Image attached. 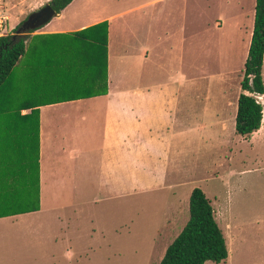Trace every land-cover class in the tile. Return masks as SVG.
Returning <instances> with one entry per match:
<instances>
[{"label":"crops","instance_id":"obj_1","mask_svg":"<svg viewBox=\"0 0 264 264\" xmlns=\"http://www.w3.org/2000/svg\"><path fill=\"white\" fill-rule=\"evenodd\" d=\"M28 1L0 0L6 17L0 35L11 33L38 5ZM189 3L254 7L255 0H71L53 16L58 21L47 23L51 17L26 35L23 54L0 84L4 200L21 197L30 173L36 185L33 209L43 190L57 197L84 194L94 185L114 193L125 160L136 167L143 158L147 163L155 158L164 182L172 144L182 154L195 137L232 129L237 96L235 104L224 96L180 104L165 94L167 83L147 82L149 51L160 46L167 55H181L191 46L194 52L199 32ZM172 8H180L178 25L154 30ZM132 24L141 27L136 31ZM221 25L213 18V28ZM10 213L0 216L15 215Z\"/></svg>","mask_w":264,"mask_h":264},{"label":"rangeland","instance_id":"obj_2","mask_svg":"<svg viewBox=\"0 0 264 264\" xmlns=\"http://www.w3.org/2000/svg\"><path fill=\"white\" fill-rule=\"evenodd\" d=\"M36 2L28 13L48 0ZM252 9V3H193L199 32L194 52L191 46L181 55H167L160 46L149 51L147 82L167 83L165 94L180 104L207 96H224L235 104ZM177 11L169 10L154 30L173 31L180 22ZM216 17L222 20L220 28L211 26ZM132 25L136 31L141 27ZM147 43L154 44L148 38ZM261 78L264 85V52ZM258 99L262 118L249 135L236 134L232 123L223 135L195 137L182 154L172 144L164 182L155 158L149 163L143 158L136 167L125 160L114 193L94 185L86 186L87 196L48 197L43 190L38 209L32 208L37 202L32 173L18 199L4 200L0 183V212L15 214L0 216V264H157L188 217L193 187L209 199L227 249L224 260L203 264H264V91Z\"/></svg>","mask_w":264,"mask_h":264},{"label":"trees","instance_id":"obj_3","mask_svg":"<svg viewBox=\"0 0 264 264\" xmlns=\"http://www.w3.org/2000/svg\"><path fill=\"white\" fill-rule=\"evenodd\" d=\"M70 1L49 0L48 3L58 13ZM21 21L16 24L11 33L0 35V84L23 54L26 35L35 30L17 32ZM263 52L264 0H255L252 28L234 114V132L241 136L256 131L261 122L262 107L257 96L264 91L261 78ZM226 256L225 239L215 221L210 201L200 188L193 187L188 196V217L165 247L157 264H203L207 260L219 262Z\"/></svg>","mask_w":264,"mask_h":264},{"label":"water","instance_id":"obj_4","mask_svg":"<svg viewBox=\"0 0 264 264\" xmlns=\"http://www.w3.org/2000/svg\"><path fill=\"white\" fill-rule=\"evenodd\" d=\"M56 15L55 10L49 3L43 4L38 9L28 13L21 21L17 28V32H24L29 29H36L45 24L51 17Z\"/></svg>","mask_w":264,"mask_h":264},{"label":"built area","instance_id":"obj_5","mask_svg":"<svg viewBox=\"0 0 264 264\" xmlns=\"http://www.w3.org/2000/svg\"><path fill=\"white\" fill-rule=\"evenodd\" d=\"M5 20H6V17L2 13H0V30L4 28Z\"/></svg>","mask_w":264,"mask_h":264}]
</instances>
